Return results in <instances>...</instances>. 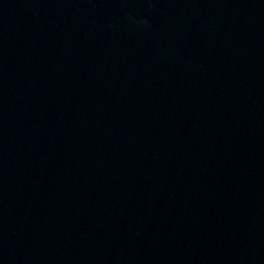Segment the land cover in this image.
Masks as SVG:
<instances>
[{
    "label": "water",
    "instance_id": "1",
    "mask_svg": "<svg viewBox=\"0 0 264 264\" xmlns=\"http://www.w3.org/2000/svg\"><path fill=\"white\" fill-rule=\"evenodd\" d=\"M0 264H264V0H0Z\"/></svg>",
    "mask_w": 264,
    "mask_h": 264
}]
</instances>
